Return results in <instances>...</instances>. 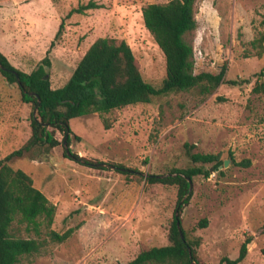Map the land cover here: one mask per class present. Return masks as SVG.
Returning <instances> with one entry per match:
<instances>
[{"label": "rangeland", "instance_id": "obj_1", "mask_svg": "<svg viewBox=\"0 0 264 264\" xmlns=\"http://www.w3.org/2000/svg\"><path fill=\"white\" fill-rule=\"evenodd\" d=\"M87 1L0 0V51L15 67L30 71L45 56L61 18ZM92 1L100 6L66 18L49 52L52 87L67 81L98 37L125 40L142 76L158 85L165 59L141 10L169 0ZM195 18L196 28L187 35L195 73L226 66L224 81L213 93L172 92L148 103L72 118L69 125L78 138L69 149L94 165L65 157L61 144L33 148L11 161L55 206L51 225L42 222L39 233L19 216L12 222L13 235L42 244L17 264H120L140 250L167 244L176 187L146 184L114 165L143 175L166 174L190 164L185 144L193 145L191 152L218 153L229 161L214 171L205 164L209 176L191 180L181 226L189 237L200 238L198 260L219 264L224 256L235 258L249 237L247 254L238 264H264V88L255 89L264 52L256 55L249 44L264 29V0H196ZM29 110L0 74V159L28 139ZM203 219L206 224L200 226ZM69 229L63 241L50 237L51 230L62 234Z\"/></svg>", "mask_w": 264, "mask_h": 264}, {"label": "trees", "instance_id": "obj_2", "mask_svg": "<svg viewBox=\"0 0 264 264\" xmlns=\"http://www.w3.org/2000/svg\"><path fill=\"white\" fill-rule=\"evenodd\" d=\"M195 2L169 0L165 3H149L141 10L143 24L153 35L165 59V75L158 85L142 76L135 55L125 40L98 37L77 62L67 81L62 86L52 87L48 71L51 65L49 52L61 38L66 18L73 13L83 14L90 8L100 6L92 0L72 7L61 18L45 56L30 71L15 67L0 51L1 76L8 85L17 88L20 101L30 108L27 115L28 139L21 147L0 159V264H17L23 256L38 252L42 246L38 239L13 235L12 222L17 216L27 228L39 233L42 222L46 226L51 225L55 212V206L33 185L32 178L23 170L10 165L13 159L24 156L33 148H53L59 144L64 146L66 133L69 146L73 138H78L69 125L72 118L90 112L103 113L126 105L148 103L154 97L190 89H196L200 96L206 97L224 81L225 64L215 70L194 71L193 47L187 35L197 25ZM249 44L255 54L261 56L264 52V29ZM263 76L264 68L256 73V90H263ZM227 82L238 84L236 80ZM185 145L190 164L184 168H171L165 176L150 173L143 175L120 163L114 165L118 172L136 176L139 180L144 179L146 184L161 183L176 187V201L167 232L168 243L140 250L131 260L120 264H193V261L205 264L197 256L200 238L189 237L181 226V214L191 197L187 178L208 177L211 172L204 165L211 164L214 171L223 165V159L218 153L191 152L193 145ZM63 155L68 157L65 148ZM71 155L68 158L79 163L95 164L75 153L71 152ZM239 164L244 163L242 161ZM39 217H42V221L38 220ZM205 224V219L199 223L200 226ZM70 232L69 229L59 234L51 230L50 237L63 241ZM249 241L248 237L242 242L235 258L224 256L219 264L241 262L247 254Z\"/></svg>", "mask_w": 264, "mask_h": 264}, {"label": "water", "instance_id": "obj_3", "mask_svg": "<svg viewBox=\"0 0 264 264\" xmlns=\"http://www.w3.org/2000/svg\"><path fill=\"white\" fill-rule=\"evenodd\" d=\"M67 136H68V133H66L65 134V137H64V139H63V145H64V148H65V152H66V155L68 156V157H71L72 155H71V152H70V149H69V146L67 145V143H66V138H67ZM228 159H224L223 160V166L225 167V166H227L228 165ZM99 166H102V165H105V164H103V163H99L98 164ZM166 174H163L162 176H165ZM187 181H188V184H189V191H191V187H192V182H191V179L188 177L187 178ZM177 226H178V229H179V232L181 233V230H180V226H179V221H177ZM193 264H197L196 262H192Z\"/></svg>", "mask_w": 264, "mask_h": 264}]
</instances>
